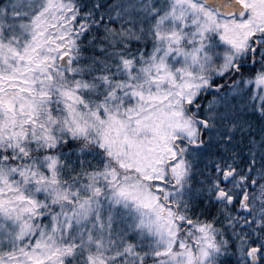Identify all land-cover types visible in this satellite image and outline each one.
Returning <instances> with one entry per match:
<instances>
[{
	"label": "snow or ice",
	"instance_id": "obj_1",
	"mask_svg": "<svg viewBox=\"0 0 264 264\" xmlns=\"http://www.w3.org/2000/svg\"><path fill=\"white\" fill-rule=\"evenodd\" d=\"M0 264H264V0H0Z\"/></svg>",
	"mask_w": 264,
	"mask_h": 264
}]
</instances>
